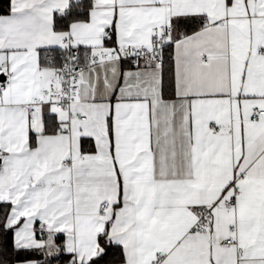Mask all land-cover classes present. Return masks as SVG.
<instances>
[{
  "label": "snow or ice",
  "instance_id": "1",
  "mask_svg": "<svg viewBox=\"0 0 264 264\" xmlns=\"http://www.w3.org/2000/svg\"><path fill=\"white\" fill-rule=\"evenodd\" d=\"M0 264H264V0H0Z\"/></svg>",
  "mask_w": 264,
  "mask_h": 264
}]
</instances>
